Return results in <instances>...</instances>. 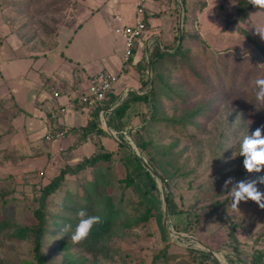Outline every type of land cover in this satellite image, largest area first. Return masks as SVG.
<instances>
[{
  "label": "rangeland",
  "instance_id": "obj_1",
  "mask_svg": "<svg viewBox=\"0 0 264 264\" xmlns=\"http://www.w3.org/2000/svg\"><path fill=\"white\" fill-rule=\"evenodd\" d=\"M193 2V13L190 14L189 26L186 29L200 36V39L191 41L194 46V53H201L199 47L207 44V53L213 58H217L219 53L225 56V60H233L235 57L246 59L248 57L250 61L261 68L260 77L263 76L264 54L257 49L251 39L264 44V40L255 34V27H264V10L253 8L250 10L247 20L233 22L237 12V4L233 0H225V3L222 4L224 12L222 14L217 12L215 14L218 15L216 19L210 15L211 12L202 11L206 5V0H193ZM76 7V0H0V197L17 199L11 206L17 224L25 225L37 222L33 215L37 206L35 187L47 184L65 164H70L72 167L76 166L84 157L93 156L103 150L92 141L88 145L82 146L81 151L72 153L76 145L82 141L81 133L74 134L78 138L75 142H71V144L66 142L65 145L61 144L60 147H54L51 150L50 141L57 138L64 139L70 133L62 131L63 129L60 130V128L49 129L46 133L41 131L48 129V124L43 121L45 110L59 109V104L65 100L64 93L59 97L54 96V86L65 87L61 83L60 76L62 75L59 74V78L56 75L57 79H51L48 83V75H51L49 70L52 68L48 69L50 64L45 57L17 56V53H22L24 47L27 48L26 50L30 49L34 54H43L41 51L52 45L51 42L56 38L58 29H60V35L55 40L59 42L60 46L70 37L72 38L73 30L69 26L76 22ZM200 11L204 12L201 16L199 15ZM104 18L103 14L99 13L88 19L77 36V38L84 36L88 40L90 35L101 36L100 39H94L95 49L92 52H84L88 59L103 53L105 49L108 51L110 49L108 39L114 40L113 36L116 34L117 25L112 18H106V20ZM229 20L232 23L227 26L226 23ZM182 21L184 23V20ZM240 28L246 29L251 37L243 34ZM177 34L179 38L176 49L180 42V30ZM69 53L70 49L65 51L66 55L64 56L66 57ZM15 54L17 57H14ZM119 54L122 55V53ZM215 61L216 59H208L206 62L202 60L208 67L218 63ZM65 62L71 64L70 69L76 63H71L69 59ZM227 64L230 65L229 67L233 65L232 61L227 62ZM153 65L151 63L152 67ZM158 65H161L160 62ZM46 67L47 69H45ZM44 71H46L45 75H42ZM62 74H64V69ZM147 75L151 78L148 71ZM171 78L176 83L185 81L179 74ZM45 80L47 85L43 86ZM157 81H159L158 77ZM252 81L254 82V80ZM10 89L15 91L14 94L17 93L21 102L25 101L23 102L24 109L33 114L26 117L22 113L21 108L13 102ZM247 89V86L244 85L242 91L246 92ZM175 90L177 92L174 86L170 88L172 95ZM166 93L167 87L164 86L163 95ZM194 93L195 89L192 88L193 97H189L185 102L180 97H174L171 101L163 100L164 108L162 110L160 108L156 119L150 118V115L147 118L144 117L146 119L140 118L141 124L135 126L136 129L132 133L125 130L124 137L116 130L124 140L129 138L127 132L132 134L134 139L138 137L137 141L132 138L133 146L135 145L133 151L139 154L145 163L149 164V170L157 177L162 205L160 207L156 203V191L152 190L145 173L138 179L140 188L136 191L116 182L113 188L108 189V193L117 201H120L124 191L125 200L132 196L136 200L142 198L147 204H150L149 199L152 205L154 204L155 209L158 210L157 214L160 216L162 214L163 218L156 215L144 229H139L136 232L135 230L130 231L121 236L113 235L110 238L109 246L113 249L111 252L114 259L106 260L100 257L98 264H124L122 254L119 251L123 252L124 257L129 254L125 260L126 264H153L154 253L161 252L166 246H168L170 254L179 256L176 260L173 259L174 264H178L176 261L179 263L181 261L182 264H195L191 258L192 262L187 260L185 263L183 262L185 256H188L187 248L190 246L207 252L209 250L215 251V253L224 252V260L227 264H253L255 255L264 247V209L249 200L246 203L241 202L239 209L234 210L231 206V196L228 193L231 190V185L228 189L223 187L225 180L229 177L235 178V181L255 179L258 176H264V171L248 173L243 167L244 157L239 156V151L233 149L234 146L231 142H226V145L223 146L228 149L225 154L223 153L225 150H220V154L214 155V146L210 143L208 146V140L212 144L215 143V140L212 137L208 139L209 134H203L201 138L189 141L183 132L175 131L172 123L168 124V121L171 118H181L185 114L184 108H193V105L197 107L200 102L214 98L217 101L208 107L216 109L217 115L211 120L219 121L230 131L241 132L242 136L250 134L259 125L249 116L243 122L232 119L229 112L234 108L233 103L237 97L235 92L231 93L230 98L218 90L211 95L194 96ZM33 95L45 97L43 103L41 97L40 103L37 104ZM146 103L149 104L150 112L152 104L151 102ZM42 105L43 107H41ZM116 115L119 114H113L115 117ZM124 115L125 113L116 117L115 129L119 130L120 124L118 122L123 118L124 125H126V120L129 121V118ZM205 121V119L200 121L202 128L206 126L207 121ZM83 122L85 123V121ZM233 124L237 125L234 126ZM132 125H129L130 128H133ZM240 125L241 127H239ZM60 132H64V137H56ZM48 134H53L56 138L48 139ZM176 139L180 140L177 141ZM144 140L149 141V149L159 153L162 158L164 157L162 152L170 148L172 144H176L171 156L178 158H176L177 163L170 165L171 168L169 167L170 175L167 178H169L168 182L171 186L168 188L176 205L175 209H188L189 216L192 218L198 216V221L196 219L189 221L179 213L172 212L170 216L168 210L166 214L165 195L167 190L165 180L158 176V173L148 162L150 152L141 148ZM115 142L117 143V141ZM185 146L188 148L182 152ZM126 148L124 146L120 152H117L125 160L131 156L125 152L129 147ZM66 150L72 153L70 159L64 155L62 157ZM47 152L49 155H46ZM113 152L115 153V151ZM117 154L116 157L118 158ZM224 156L225 158H223ZM233 156L236 157L232 158ZM131 158L132 160L129 162L132 169L135 170L138 163L133 157ZM117 167L118 176L123 177L125 175L123 164L116 163ZM90 170L82 172L79 177L87 180L91 175ZM67 177L68 180L75 178L72 175ZM218 178L223 179L218 181ZM257 186L261 191H264V184ZM62 195L63 193L57 194L55 201L60 200ZM3 201L4 199H0V209ZM221 201L225 203L223 206L215 205ZM177 225L182 229L187 226L189 231L176 229ZM233 225H236L237 238L235 239H232V234L231 237L229 235ZM48 229L50 233H53L56 228L49 226ZM178 238L181 239L178 240ZM183 238L189 241H185ZM53 242L54 240L50 238L44 248V253L49 258V264H67L63 251L57 250L58 247ZM32 249L33 245L29 240L17 239L11 235L0 238V259L16 256L33 258ZM74 252H71V257ZM74 255L75 258L79 256V254ZM86 256L88 261L85 264H97L92 261L93 258L90 254H86ZM159 264L163 263L160 262ZM207 264H221V262L218 260L216 263L214 260H210Z\"/></svg>",
  "mask_w": 264,
  "mask_h": 264
},
{
  "label": "trees",
  "instance_id": "obj_2",
  "mask_svg": "<svg viewBox=\"0 0 264 264\" xmlns=\"http://www.w3.org/2000/svg\"><path fill=\"white\" fill-rule=\"evenodd\" d=\"M233 1L237 4V12L236 18L232 21L243 22L247 20L250 15V10L255 7L249 4L248 0ZM183 2L185 3V0H183ZM232 21L229 20L226 25H230ZM240 31L248 37H251L246 29L240 28ZM197 35L184 28L182 39L177 49L176 45L169 48L171 50L176 49L175 52L163 53L158 47L156 48L154 58L152 57V64H154V86L152 92L144 98L145 102H151L152 109L150 112H143L142 117L147 118V116L150 115V118L156 119L160 108L161 110L164 108L163 100L171 101L174 97H180L183 99V102H185L189 97H193L192 88H194V96L211 95L218 90L220 92L222 91L226 97L230 98L231 93L235 92L237 94V100L235 99V103H233L234 108L229 112V114L232 115V119L243 122V120L248 119L249 116L259 126L264 125V104L256 102L258 87L255 82L257 79L264 78V75L260 77L261 68L253 61H250L248 57L246 59L235 57L233 60H225V56L219 53L217 58H213L207 53V44L199 47L201 53L198 51V54L194 53V46L191 44V41L200 39L199 34ZM178 38L179 36L177 34L176 42ZM251 40L253 44L256 45L257 49L264 54V44L255 39ZM135 46L136 44L132 47V54L129 59L133 56ZM208 59H216L215 62L218 63L212 65V67H208L204 64ZM202 60L204 62H202ZM229 61H232V67H229L230 65L227 64ZM158 62H160V66ZM262 73L264 74V72ZM176 74H179L185 81L181 83L174 82L171 77ZM157 77L159 81H157ZM252 80H254V82ZM244 85L248 88L246 91L247 93L242 91ZM164 86L167 87V93L163 95ZM173 86L177 89V92L175 90L172 95L170 88ZM114 92H109V98L105 105L96 107L97 114L92 117L87 126L82 128L79 132L78 130L75 131V135L81 133L82 143L86 141L89 136L93 137L91 136L93 133L107 135V132L100 126L98 112L100 111L99 107L110 108L111 103L115 104L118 101V97ZM216 101L217 100L214 98H211L205 102H200L197 107L193 105V108H184L185 114L179 119L171 118L168 124L172 123L171 125L175 128V131L183 132L189 141L199 139L203 134H209L207 138L210 139L212 137L215 140L214 144L208 140V146H210L209 143L214 146V155L220 154V150H225L223 152L225 154L228 150L223 147L226 145V142H231L232 146H234L233 149L235 151H240V141L243 138V134L241 135V132L238 131H230L219 121L211 120L217 115V111L208 106ZM129 104V99L125 100L123 104L115 108L114 114H126ZM119 115H116V117ZM202 119L207 121H205L206 126L204 128H202V123L200 122ZM233 125L236 126L237 124ZM241 125L239 127H241ZM176 140L178 141L180 139ZM123 145L124 143L122 146ZM148 145L149 141L144 140L141 144V148L150 152L148 162L156 173H158V176L163 177V180H165L169 215L171 216L172 212L179 213L181 216H185L189 221H192V219L193 221H195V219L198 221V216L193 218L189 216L190 212L188 209H175L176 205L168 188L171 186L168 182L169 178H167L170 175L168 172L169 167L170 165H175L177 163L176 158H178L177 156H171L176 144H172L170 148L162 152L163 158L159 153L150 150ZM101 148H103L102 151H99L93 156L84 157L76 166L72 167L70 164H65L47 184L35 187V198L37 201V206L33 211V215L37 220L35 224H17L14 219V212L11 210V206L17 199H5L4 197H0V199H4L0 209V238L11 235L17 239L29 240L33 245V258L22 256H16L14 258L7 257L0 259V264H49V258H47V255L44 253V248L50 238L54 240L53 243L58 247L57 250L63 251L67 264H85L86 261H88L86 254H90L93 258L92 261L97 264L99 263L98 259L100 257L106 260H113L114 256L111 252L113 249L109 246L110 238L113 235L121 236L130 231L135 230L136 232L139 229H144L151 219L158 215V210L155 209L154 204L152 205L149 199L148 201L150 204H147L144 199L139 197L138 200L134 199L132 196L125 200L124 191L120 201H117L108 193V189L113 188L116 182H120L124 184L126 188L131 187L136 191V189L140 188L137 181L140 179V176L145 173L152 190L156 191V203L160 206L162 205V199H160L159 195L160 188L157 177L144 166L135 152L131 156H133L138 163V168L133 170L128 160L123 159L121 156L119 158L116 157L118 151L114 153L113 151L105 150L104 147ZM187 148L188 146H185L182 152ZM46 154L49 155L48 152ZM66 158L69 159L68 156ZM223 158H225V156ZM118 162H121L125 168V175L123 177L118 176L116 169V163ZM89 169H91V175L89 178L87 177V180L79 177L82 172ZM68 175L75 176L74 180H68ZM221 179L223 178H218V181H221ZM84 181L86 183H83ZM61 193H63V195L60 197V200L55 201V196ZM67 195L69 196L67 197ZM224 204V201L215 203L217 206H223ZM81 209L86 210L88 215L100 216L101 222L93 227L87 239L79 243H74L71 240L72 232H64L62 229L65 224H71L72 231L75 230V226L79 222L77 213ZM160 217L163 218L162 214ZM49 226L56 228L53 233L49 232ZM235 226L236 225H233L229 231L230 237L231 234L233 235L232 239L237 238ZM175 228L189 231L187 226L182 229L177 225ZM179 239L181 238H178V240ZM183 240L189 241L184 238ZM190 247L187 248L188 256H185V259H183L184 263L185 260L191 261V259L195 264H207L210 260H214L218 263L210 252ZM263 250L264 247L255 255L253 264L261 261ZM72 251H75L74 254H79V256L75 258V255L72 254L71 257ZM119 253L122 254V259L124 264H126L125 260L129 254L124 257L122 251H119ZM178 257V255L170 254L168 252V246H166L161 252L154 253L153 264H159L160 262L163 264H174V262H172L173 259L175 258L176 260ZM176 262L182 264L181 261L180 263L179 261Z\"/></svg>",
  "mask_w": 264,
  "mask_h": 264
},
{
  "label": "crops",
  "instance_id": "obj_3",
  "mask_svg": "<svg viewBox=\"0 0 264 264\" xmlns=\"http://www.w3.org/2000/svg\"><path fill=\"white\" fill-rule=\"evenodd\" d=\"M138 2L139 0H76V22L74 25L69 26L73 30L72 38L70 37L60 46L59 42L55 40L60 35V29H58L56 38L51 42L52 45L41 51L43 54H34L30 49L26 50V47L22 49V53H17L18 57H45L48 64H50L48 69L52 68V70H49L51 75H48V83L51 79L56 80V75L58 78L59 74L62 75L60 76L62 79L61 83L64 84L65 87L58 88L54 86V92H59V96L64 93L65 100L59 104V109L52 108V110H45L43 121L48 124V129L46 128L41 131L46 133L49 129L60 128V130L63 129L62 131L70 133L64 139L57 138L56 140L50 141L49 145L51 146V150L54 147H60L61 144L65 145L66 142H69L68 144L75 142L78 139L77 136L74 135L75 131L78 130L79 132L81 127L84 128L85 125L87 126L92 117L97 114L96 107L91 108L77 101L70 103L68 97L78 96L82 91L86 90L92 74L100 70H109L119 75L120 82L114 90V94L118 97V106L123 104L127 99L131 100V105L129 104L130 106H128L125 114V117L129 118V121L126 120V125L128 126L124 125L123 118L118 122L120 124L119 130L115 129L114 122H117V118L113 116L115 109L99 107L100 111L98 112V117L100 126L107 132V135L93 133V135H91L93 136L92 138L89 136L83 143L82 141L79 142L72 153H74V151H81L82 146H86L93 141L98 145V148L104 147V149L108 151L120 152L124 146H126L127 148L129 147L128 149L130 150L126 148L127 150L125 152L129 153V155L134 154L135 151H133V147L135 145L133 146V135L127 132L129 138L124 140L118 135L116 130L124 137L125 130H129L132 133L137 125L141 124L140 118H142V116L140 117V114L142 115L143 112H147L150 109L149 104L144 102V98L152 92L154 86V72L151 63L156 48L158 47L163 53H173V51H175V49L171 50L169 48L177 45L175 43H177L176 35L178 30L182 27L184 31V28L189 26L188 19L190 14L193 13L192 9L194 8L192 5V3H194L193 0H185V3L183 0H145L142 4L144 12L139 14L138 8L141 7V5ZM224 3L225 0H206V5L203 7L202 11H207V13L211 12L210 15L214 16L216 19L218 17V15H215L217 12L221 14L224 12L222 10V4ZM202 11L199 12L200 16L204 13H202ZM99 13L103 14L105 20L106 18H112L117 28L120 27V23L132 25L136 23L137 18L144 19L146 30L142 37L135 43V50L132 58L129 59L130 61L125 58V40L120 33L116 31L117 28L115 29L116 34H113L114 40L108 39L110 45L108 51L105 49L103 53L96 55L94 58L92 57V59L85 57L84 52H92L95 49L94 39H100L101 36L90 35L89 40L84 36H82V38H77V36L82 31L88 19ZM118 16L121 17L120 23L117 19ZM182 19L184 20L182 24L185 26L184 28L181 25ZM69 44L70 46H68ZM69 49L70 53L65 57V51L67 52ZM24 51L26 52L24 53ZM119 53H122V55ZM15 56L16 54L14 57ZM67 59H69L71 63L76 62L73 68L70 69L71 64L69 65L65 62ZM148 64H150V67H148ZM45 69H47V67ZM63 69L64 74H62ZM147 71L149 75L151 74V78L148 77ZM45 72L46 71H44L42 75H45ZM45 85H47L46 80L43 82V86ZM10 90V96H12L13 102L21 108L22 113L26 115V117L33 114L24 109L23 102L25 101L21 102L17 93L14 94L15 91H12V89ZM33 96L36 98L37 104L40 103L42 96ZM44 99L45 97H42V103ZM43 105L41 107H43ZM62 107L65 108L64 112L61 110ZM53 112L56 114L55 117L52 115ZM83 121H85V123ZM131 124H133V128H130L129 125ZM120 139L122 141H119ZM133 140L137 141L138 137H136V139L133 138ZM115 141H117V143ZM123 143L124 145L122 146ZM44 149L47 151L46 148ZM130 152H132V154H130ZM72 153L66 150V153L62 154V157L63 155L66 157L68 156L70 159ZM119 157L120 155L118 153V158ZM131 157L133 156H130L127 160H132ZM118 164L122 163L118 162ZM116 169H118V167Z\"/></svg>",
  "mask_w": 264,
  "mask_h": 264
},
{
  "label": "clouds",
  "instance_id": "obj_4",
  "mask_svg": "<svg viewBox=\"0 0 264 264\" xmlns=\"http://www.w3.org/2000/svg\"><path fill=\"white\" fill-rule=\"evenodd\" d=\"M248 3L255 8L264 9V0H248ZM255 34L261 40H264V27H255ZM256 85L258 90L256 92V99L264 104V78L257 79ZM239 156H243V167L248 173H260L264 171V125L257 127L250 134L243 136L240 141ZM233 156L232 158H235ZM258 184H264V176H258L255 179L235 181V178L229 177L225 180L223 187L228 189L231 185V190L228 193L231 196V206L234 210L239 209L241 202H248L249 200L255 202L261 209H264V191L258 188ZM77 216L79 222L72 231L71 224H65L62 231H71V240L74 243H79L87 239L93 227L101 222V217L98 215H88L86 210L81 209ZM216 258L221 264H227L224 260L225 253H216Z\"/></svg>",
  "mask_w": 264,
  "mask_h": 264
},
{
  "label": "built area",
  "instance_id": "obj_5",
  "mask_svg": "<svg viewBox=\"0 0 264 264\" xmlns=\"http://www.w3.org/2000/svg\"><path fill=\"white\" fill-rule=\"evenodd\" d=\"M145 0H139L141 7L138 8L139 14L144 12V7L142 4ZM119 23L121 17H117ZM146 30V23L144 19L137 18L135 24L128 25L120 23V27L116 29L117 32L124 38L126 44L125 58L128 60L132 54L133 45L140 39ZM119 82V75L115 72L109 70H100L90 77V83L86 90L82 91L78 96H69V101L80 102L88 107L95 108L106 104L108 100L109 92H114L116 84ZM55 96H59V92H54ZM118 106L117 102L115 104L111 103L109 109H115ZM61 110L64 112L65 108L62 107ZM53 117L56 116L55 113L52 114ZM64 137V132H60L56 137ZM55 135L48 134V139L56 138ZM256 264H264V250L262 252L261 261Z\"/></svg>",
  "mask_w": 264,
  "mask_h": 264
},
{
  "label": "water",
  "instance_id": "obj_6",
  "mask_svg": "<svg viewBox=\"0 0 264 264\" xmlns=\"http://www.w3.org/2000/svg\"><path fill=\"white\" fill-rule=\"evenodd\" d=\"M183 20V19H182ZM181 20V25L183 24L182 21ZM183 26V25H182ZM180 32H181V36H180V41H181V38H182V34H183V29H182V27H181V29H180ZM174 52V51H173ZM170 53H172V52H170ZM150 76H151V74H150ZM140 159H141V161H142V163L144 164V166L147 168V169H149V164L148 163H145L144 162V159L139 155V154H136ZM165 199H166V195H165ZM166 204H167V208H166V214H167V210L169 211V205H168V202H167V199H166ZM192 238H194V237H192ZM209 252H210V254L213 256V258H215V260H217V258H216V253H215V251H212V250H209ZM218 261V260H217Z\"/></svg>",
  "mask_w": 264,
  "mask_h": 264
},
{
  "label": "bare ground",
  "instance_id": "obj_7",
  "mask_svg": "<svg viewBox=\"0 0 264 264\" xmlns=\"http://www.w3.org/2000/svg\"><path fill=\"white\" fill-rule=\"evenodd\" d=\"M111 119V118H110Z\"/></svg>",
  "mask_w": 264,
  "mask_h": 264
}]
</instances>
